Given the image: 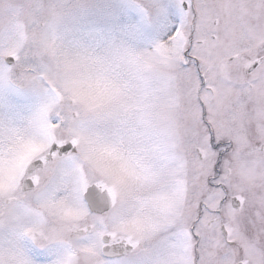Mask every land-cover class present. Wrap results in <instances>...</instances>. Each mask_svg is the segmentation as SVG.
Wrapping results in <instances>:
<instances>
[{"label": "snow or ice", "instance_id": "1", "mask_svg": "<svg viewBox=\"0 0 264 264\" xmlns=\"http://www.w3.org/2000/svg\"><path fill=\"white\" fill-rule=\"evenodd\" d=\"M0 264H264V0H0Z\"/></svg>", "mask_w": 264, "mask_h": 264}]
</instances>
